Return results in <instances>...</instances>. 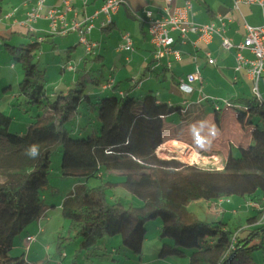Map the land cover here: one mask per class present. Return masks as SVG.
<instances>
[{"label":"trees","instance_id":"1","mask_svg":"<svg viewBox=\"0 0 264 264\" xmlns=\"http://www.w3.org/2000/svg\"><path fill=\"white\" fill-rule=\"evenodd\" d=\"M38 43L36 37L31 43H2L22 72L13 97H21L35 113L25 132L15 133L9 131L11 116L0 109V264H32L24 253L9 252L15 237L48 209L41 189L48 184L51 155L57 150L64 174L85 177L59 204L80 249L93 247L104 236L119 235L121 244L140 257L145 225L159 219V258L183 256L186 264H253L251 253L264 250V241L252 242L264 233V224L257 223V207L264 203V99L230 98L221 108L210 98L209 109L194 112L191 105L200 106L201 101L183 106L152 90L135 99L130 92L136 83L126 87L114 82L103 89V80L85 71L67 90H48L45 70L34 60ZM89 83L99 87L92 92L94 103L88 94L82 95ZM1 84L0 99L11 92V86ZM83 102L96 106L98 125L85 129L74 121L69 132L67 124L75 120ZM176 139L202 156H218L220 168L203 171L174 158H160L158 147ZM32 145L38 147L35 157L27 154ZM111 172H117L115 178ZM104 176L98 184L87 183L89 177ZM116 186L140 203L125 206L118 199L107 203L106 189ZM229 196H247L254 202L255 209L247 216L252 230L240 234L222 218L194 219L186 210L191 201ZM166 239L170 244L164 243ZM68 240L59 237L56 253L61 254Z\"/></svg>","mask_w":264,"mask_h":264},{"label":"rangeland","instance_id":"2","mask_svg":"<svg viewBox=\"0 0 264 264\" xmlns=\"http://www.w3.org/2000/svg\"><path fill=\"white\" fill-rule=\"evenodd\" d=\"M194 5V9L198 8L205 9L208 6L212 11L222 13L228 6L229 0H191ZM242 11L246 21L249 24H258L260 22L259 8L255 5H247L242 6ZM239 19L241 15H239ZM14 18H11L13 20ZM197 21L204 22L207 19V16L203 12L202 16H195ZM130 25L137 28V22L135 20L127 19ZM5 22V21H3ZM2 21H0V34L2 35H13L14 32L10 30H2ZM193 22V21H192ZM8 23V22H6ZM199 23V22H195ZM120 27V26H119ZM121 28V27H120ZM2 30V31H1ZM28 28H24L21 32L26 33ZM119 28L112 29L109 34L112 35L114 33H118ZM135 36V35H134ZM22 38V42H27V39ZM92 40V39H91ZM56 41L58 43L57 47L50 48L48 42H43L41 44V48L44 52L41 53V58L39 50L35 52L34 60L37 61L38 66L40 68L45 69L44 83L45 87L50 90L54 87V84L59 80V74L56 70V64L58 61L65 59L66 53L64 49L67 47V42L61 40V37L57 36ZM63 41V42H62ZM8 42L3 39L0 40V81L4 80L7 82L6 84L11 86V92L4 96H1L0 99V109L8 112L11 116V124L9 127L10 132L15 133H23L25 132V124L29 121L30 116H32L35 111L33 107L26 105L21 97H13V93L17 92V82L22 76V72L20 66L17 63L11 61L9 55L3 49L2 43ZM113 38H105L103 42H101V51L104 55V62H98L94 60V55L100 52L98 48H95L92 53H88L85 51L83 45L78 44L73 51V59L76 62V58L88 59L86 60V70H89V75L98 78L100 80L103 79V82L109 77L107 74H113L110 72V68L115 66L118 71L116 73L115 78L119 80L122 85L126 83V80L130 77H135L137 83L139 85L143 82L141 88L136 89L135 87L131 90V95L134 96L135 99H140L141 96L145 94L148 90H152V88H156L161 92L162 95L167 94L169 89L172 88L175 94L174 98L177 100V103L181 105H185V102L195 103L196 93H186L180 92L175 89V86L171 85L169 81L157 82L154 77H150V74L141 75L135 73V71L131 70L132 64L126 63L122 57L123 54L130 56L132 53L127 52H115L114 49L117 48L114 43ZM9 44H15L13 41L8 42ZM119 44V43H117ZM202 46V45H201ZM48 51V52H47ZM123 53V54H122ZM229 51L223 49L218 46L217 50L214 49L213 54L218 58L220 57L216 66H214L217 70L216 73L209 77H205L206 81L203 84L205 88V93L214 94V96H223L229 97L233 89L238 86L241 87L240 96L242 97H250V86L252 82L246 80V78L242 74H239V79L235 82L232 81L233 72L231 69L219 68L222 65L221 58H227V54ZM121 55V56H120ZM135 55V54H134ZM85 57V58H84ZM77 60V61H78ZM136 61V58H135ZM114 62V63H113ZM12 65V66H11ZM218 66V67H217ZM224 66V65H223ZM109 71V72H108ZM68 75V74H67ZM153 75V74H152ZM153 85V87L151 86ZM72 82L70 81V77L67 76L64 78V82L62 86L63 90H67L72 86ZM94 84H88L84 90L83 94H88L90 100L94 103L95 95L92 94L93 91L98 90ZM134 89V90H133ZM258 89L260 91L262 99H264V76H261L258 81ZM1 91V87H0ZM12 93V97H10ZM106 93V92H103ZM181 98H185L184 101ZM214 99L219 102V106L221 108L224 107L225 102L221 99ZM13 100V101H12ZM12 104L10 105V102ZM9 102V103H7ZM202 102L208 103L209 101L205 98H202ZM195 104H192L193 107ZM96 106L93 105L89 107L85 102L80 104L78 111L79 114L71 123L67 124V128L70 132L71 127L74 123L77 122L85 129H91L94 126L98 125V120L96 117ZM77 119V120H76ZM76 121V122H74ZM210 135L212 131L207 127L206 129ZM205 131V130H203ZM74 133V132H72ZM218 135V134H216ZM216 135H212V138H215ZM218 138L221 136L218 135ZM210 137V139H212ZM182 142L185 145L180 153L177 151H169L168 147H158L157 155L160 158H174L177 159L184 164H193L200 167L199 170H217L219 164H214V159H203L197 156L189 147L188 144L181 141V139H176ZM166 148V149H165ZM220 159L217 158V161ZM60 161V151H55L51 155V163L48 170L49 181L48 184L45 185L41 189V195H45V202L48 205V209L44 212L41 219L34 220L27 225V227L15 237L13 247L10 250V255H19L24 253V257L27 262L32 264H186L187 257L183 256H169L167 258H159L158 251L160 249V241L157 238L158 228L160 225L159 219L150 220L146 223V234L145 240L142 244V254L140 257L134 255L129 249L124 247L121 244V240L119 235L114 236H104L101 240L97 242L93 247L84 250L79 248L78 238L74 237V232L68 230V221L64 219L60 214V201L61 199L71 190V188L79 182L78 180H84V175L77 174H64L62 168L59 164ZM215 167V168H213ZM117 172H111V175H114ZM88 179V178H87ZM101 180H105V176L102 179L96 177H89L88 185L92 186L100 183ZM114 199L120 200L125 206L129 204H139L140 201L135 196L131 195L127 190H125L122 186H116L111 189H106V201L107 203L113 202ZM230 200V197H228ZM249 200V197H237L231 196V202L224 203L223 208H225L228 212L224 215L223 220H226L229 228L233 231H236L240 234L244 232L245 227V219L248 214L252 213L251 206H245L238 208L237 203L240 201L241 204L245 203V200ZM246 200V201H247ZM236 205V207H235ZM236 209L238 212L232 213V209ZM186 210L189 215L194 219L204 220V221H214L217 216L213 213L208 205V200L199 199L198 202L191 201L187 204ZM47 217V218H46ZM27 234H32L33 240L28 244V249H25V245L27 242L25 241V237ZM59 237L68 238L70 240L65 243V245L61 248V254L56 253V242L59 241ZM254 243L264 241V233H260L257 237L252 239ZM164 243L170 244L169 240H164ZM251 259L253 264H264V250L256 249L251 253Z\"/></svg>","mask_w":264,"mask_h":264},{"label":"crops","instance_id":"3","mask_svg":"<svg viewBox=\"0 0 264 264\" xmlns=\"http://www.w3.org/2000/svg\"><path fill=\"white\" fill-rule=\"evenodd\" d=\"M104 1L105 0H71L72 7L70 10L66 11L64 15V19L66 23L70 25L74 20L81 21L85 16L91 15L92 12L96 10ZM123 1L124 2L123 4L120 5L119 10L115 14L111 15L109 22L106 21L105 17L102 14H100L98 18L94 20V27L91 30L90 39H92V41H94L96 44L94 49L95 48L99 49V51L96 50L97 52L101 51L102 49L101 42H103L105 38H113L115 41L114 43L117 46L118 45L117 43H119L120 41L121 33L129 32L131 34L135 49L133 52H131L132 55L130 56L124 55L122 53L123 54L122 59L126 63L132 64L131 70L135 71V73L141 74V75L150 74L151 75L150 77H154V79L157 82L169 81L171 85L175 86L176 90L186 94V92L179 89L178 82L180 81V79H182L187 83L186 74L193 72L195 70V66L197 65L198 68L200 69L201 79L188 83V85H190L193 88V91L191 93L193 92L196 93V100H201L202 94L204 96H207L206 100H209L210 98H214V97H217V99H221V101L228 100L230 98L242 97L239 95L241 92V87H238V86H236L233 89V92H231L232 94H230L229 97L214 96V94L205 93V90H204L205 88L203 87V84L206 81L205 77L211 78V76L216 73L217 69L214 66H216V64L218 63L220 59V57L217 58L213 54L214 49L217 50L218 46H220V38L218 35H214L211 42L208 44L199 43L198 47L195 49L192 47L189 41L185 43L177 42L176 46L181 51V57L177 60H172V64L170 68H167L165 66V59L156 61L152 57V46L149 42L146 16L144 12L145 10H148L151 12L152 17H158L161 14V7L164 4V0H123ZM185 1L186 0H174L175 4H178V5L183 4ZM190 2H191V9L189 10V19L193 22L207 23L213 20L217 14L226 16L227 18L225 19L226 22H225V27H224L225 28L224 34L228 36L229 38H231L234 42H239L242 40L244 36L243 24L245 22L248 23L244 17L242 6L255 5L259 8V6L256 4L240 3L239 9L231 10V5L233 3V0H229V4L227 8L222 13H219V12L212 11L208 6H206L204 10L202 8L200 9L198 8L197 10H195L194 5L192 4L191 0ZM34 4H35V0H0V21L2 22L5 21L2 23L1 28L2 30H10L11 32H14L13 35H8V36L6 35L4 36L0 34V40L5 39L8 42L13 41L14 43H17L22 40L21 37H24L27 39V42L31 43L32 40L35 39V37L40 38L39 43H38V49L36 50V52L39 50V54H40V56L37 57L38 59L41 58V53L44 52L41 48V44L43 42H48L50 48H54V47H57L58 45L56 41L57 36L61 37V40L66 41L67 47L64 49L66 53V57L65 59L58 61L56 64V70L58 74L60 75L59 76L60 78L54 84V87H52L53 90H62L64 89V87L62 86V83L64 82L65 77L69 76L70 81L73 84L77 75L80 72L85 71L89 73V70H86V63H87L86 60L88 59H83L80 57L79 58L80 60L76 58V62H74L75 60L73 59L74 57L73 51L75 50L76 46L79 44L78 36L75 31H68L64 35L52 34L49 32L50 30L49 20L43 16H40L36 20L31 21L29 23L26 21V13L31 9L32 6H34ZM50 7H57L58 9L65 10L63 4L61 3V0H44L43 7L41 10L42 15H45L47 10ZM259 11H260V8H259ZM203 12L207 16L208 20L204 22H201L200 20L197 21L195 19V16H202ZM239 15H241L240 19H239L240 17ZM259 15H260V22L258 24L261 23V13L260 12H259ZM11 18H14V19L11 20ZM127 19L135 20L137 22L138 31H136L137 30L136 27L129 24ZM258 24H250V25H258ZM24 28H28L26 33L21 32L22 30H24ZM115 28H119L118 33H114L111 36L110 35H107L106 37L104 36V34L106 33L109 34V32ZM173 35L176 36L175 33H173ZM192 38H194V36H190V40ZM114 51L117 52L116 49H114ZM227 51H229V53L225 54L227 55V58H221L222 65L219 66V68L227 67L228 69H231V71L233 72L232 81L234 82V84L239 79L238 77L239 74H242V77L244 76L246 80H248L249 82L250 79L245 70H242L239 72L234 71V63H235L234 62V52L232 50H227ZM120 52H123V51H120ZM204 52H209L211 54V56L215 59V64L211 65L206 62ZM93 58L95 61H98L101 63L104 62V55L102 54V52H100V54L99 53L95 54ZM135 58H136V61H135ZM67 61H72L74 63V66H75L74 70L70 71L62 67L64 63H66ZM116 69L117 68L115 66L110 68L109 71L112 72L113 74L111 75L108 73L107 76L109 75V77H112L115 82H120L114 76L116 75V73H118ZM262 76H264V74H262ZM138 82H139V85H136V84L134 85L136 89L141 88L143 84V82L140 83V80ZM2 83L6 84L7 82L2 80ZM134 83H137V81L135 77L133 76V77L128 78L124 85L127 87ZM151 86L153 87L152 84ZM249 88H251V86ZM152 91L155 93H158L162 99H165L168 101L172 99L176 100L174 98L175 97L174 95L177 93L173 94L174 90H172V88H170L169 92L164 95H162L161 92L157 90L156 88L155 89L152 88ZM7 94L8 93L6 92V95ZM10 97H12V94L10 95ZM181 99L184 101L185 98H181ZM12 101L10 102V104H12ZM191 109L194 110V112L197 110H199V112L201 110L202 112L203 110L209 109V106H208V103H205V102L203 103L201 100L200 106H194ZM216 157L219 158L218 156ZM229 197H230V200L228 201L224 200L220 204V207H217V208H214L215 200H208L209 207L215 212L213 214L220 216V217H217L216 219L222 218V217L224 218V215L228 212L225 208H223L224 206L223 204L231 202V196ZM246 200H245V203L243 204H241V202L239 201L237 203L238 204L237 207L240 208V207H243V205L247 207V206H251L254 203L253 201L251 202L250 199L247 201ZM195 201L198 202L199 199ZM237 212L238 211L236 209L234 208L232 209V213L237 214ZM253 227H254L253 224L248 223L247 216H246L245 227H244L243 233H245L248 230H252Z\"/></svg>","mask_w":264,"mask_h":264},{"label":"built area","instance_id":"4","mask_svg":"<svg viewBox=\"0 0 264 264\" xmlns=\"http://www.w3.org/2000/svg\"><path fill=\"white\" fill-rule=\"evenodd\" d=\"M43 1L35 0L34 6L26 13V21L29 23L43 16L49 20V32L52 34L64 35L68 31H75L78 36V43L83 45L85 51L88 53H91L96 46L95 42L90 39V33L94 27V20L102 14L106 21L109 22L111 15L115 14L124 2L123 0H105L91 15L85 16L81 21L74 20L68 25L64 19V15L72 7L71 0H61L65 10L50 7L45 15L41 13ZM240 3L258 5L261 13V23L258 25H250L245 22L243 24L244 36L239 42H234L224 34L225 19L227 18L224 15L217 14L213 20L207 23L192 22L189 19V10L191 9L190 0H186L180 5L175 4L174 0H164V4L161 7V14L158 17H152L151 12L145 10L147 32L149 42L152 46L153 59L156 61L165 59V66L170 68L172 60H177L181 57V51L176 46L177 42L185 43L189 41L195 49L199 43L208 44L214 35H218L220 38V47L234 52V71L239 72L245 70L247 72L252 82L250 88L251 95L260 98L258 81L262 74H264V0H233L231 10L239 9ZM190 36H194V38L190 40ZM37 39L40 40V38ZM134 49L131 34L129 32H122L116 50L131 53ZM204 56L208 64H215V59L209 52H204ZM63 67L70 71L75 69L72 61H67ZM198 79H201V73L196 65L193 72L186 74L187 83L180 79L178 87L186 93H191L193 88L188 83ZM114 82L112 77H108L101 87L107 89ZM202 98H207V96L202 94L201 100ZM201 100H197V102ZM223 101L225 104H228V100ZM188 147L200 158L205 160L214 159L213 163L219 164L216 156H202L195 152L191 146L188 145ZM224 200L228 201L229 199L228 197L215 199L214 208L220 207V204ZM258 209L260 210V216L257 223L264 224V203ZM40 219L41 217L38 221ZM33 237L32 234L26 235L25 241L27 244L25 245V249H28V244L33 240Z\"/></svg>","mask_w":264,"mask_h":264},{"label":"bare ground","instance_id":"5","mask_svg":"<svg viewBox=\"0 0 264 264\" xmlns=\"http://www.w3.org/2000/svg\"><path fill=\"white\" fill-rule=\"evenodd\" d=\"M161 147L162 148L168 147L169 151H172V152L177 151L178 153H180L182 150H176V149H183V148H185V145L182 142L177 141V140H169V141H166L165 143H163L159 148H161Z\"/></svg>","mask_w":264,"mask_h":264},{"label":"clouds","instance_id":"6","mask_svg":"<svg viewBox=\"0 0 264 264\" xmlns=\"http://www.w3.org/2000/svg\"><path fill=\"white\" fill-rule=\"evenodd\" d=\"M27 154L35 157L38 155V147L36 145H32L27 149Z\"/></svg>","mask_w":264,"mask_h":264}]
</instances>
